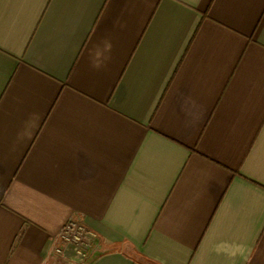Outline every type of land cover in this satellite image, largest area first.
<instances>
[{
  "label": "crops",
  "instance_id": "0c3cea01",
  "mask_svg": "<svg viewBox=\"0 0 264 264\" xmlns=\"http://www.w3.org/2000/svg\"><path fill=\"white\" fill-rule=\"evenodd\" d=\"M0 264H264V0H0Z\"/></svg>",
  "mask_w": 264,
  "mask_h": 264
},
{
  "label": "built area",
  "instance_id": "2783aa9c",
  "mask_svg": "<svg viewBox=\"0 0 264 264\" xmlns=\"http://www.w3.org/2000/svg\"><path fill=\"white\" fill-rule=\"evenodd\" d=\"M93 240L92 233L80 223L69 222L59 232L53 245V252L62 255L71 250L78 257H84Z\"/></svg>",
  "mask_w": 264,
  "mask_h": 264
}]
</instances>
